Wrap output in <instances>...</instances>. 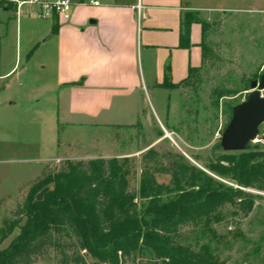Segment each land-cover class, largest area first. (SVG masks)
Returning <instances> with one entry per match:
<instances>
[{
	"label": "rangeland",
	"instance_id": "374dc122",
	"mask_svg": "<svg viewBox=\"0 0 264 264\" xmlns=\"http://www.w3.org/2000/svg\"><path fill=\"white\" fill-rule=\"evenodd\" d=\"M89 1L81 0L85 5L78 7L86 10ZM0 7L3 8L4 4ZM191 19L202 26L204 58L201 65L192 68L171 92L164 117L160 116L161 122L145 95L147 112L153 120L149 115H143L139 119L141 124L110 127L94 133L86 125L65 126L60 140L85 142L93 133L92 140L86 146L73 144L65 151V159L58 162L42 167L43 160L52 155L44 140L39 146L38 141L22 138L20 142H24V149L13 150L12 145L7 147L8 133L14 136L17 128L19 130L18 123L30 120L32 110L27 106L32 94L29 91L34 87L38 74L45 71L33 68L27 78L31 83L24 91L17 93L10 89L0 93V227L4 220L13 218L28 187L46 167L55 171L65 160H87L93 155L103 159L117 158L123 161L128 189L135 195L139 215L144 214L150 202H166L181 190H187L190 177L196 175V170L210 177L214 186L222 184L242 189L244 194L234 198L232 203L180 226L176 238L196 252L209 254L220 264H264V189L239 185L231 175H220L208 168L212 163L226 165L225 154H238L223 151L220 138L231 118L233 106L247 98L249 80L258 79L264 71V23L256 18L242 19L240 15L227 18L220 13H188L183 22L186 24ZM27 22L42 21L32 18ZM44 23L53 24L50 20ZM261 94L264 96V91ZM9 96H18L22 109L3 104ZM163 102L166 104L165 98ZM24 125L26 128L30 126ZM149 150L156 151L157 155L144 159ZM245 152L255 154L257 160L264 163V122ZM61 153L59 150L57 154L61 156ZM168 159L185 165L187 173L172 174L167 170ZM144 172L160 186L159 193L155 190L141 191ZM49 188L52 184L43 188L37 198ZM18 231V228L14 229L0 244V249L6 247ZM85 260L90 264L89 257L86 256ZM35 264H56L54 254L49 253ZM136 264L162 263L152 261L148 252H144L136 259Z\"/></svg>",
	"mask_w": 264,
	"mask_h": 264
},
{
	"label": "crops",
	"instance_id": "0c3cea01",
	"mask_svg": "<svg viewBox=\"0 0 264 264\" xmlns=\"http://www.w3.org/2000/svg\"><path fill=\"white\" fill-rule=\"evenodd\" d=\"M97 1L86 10L77 5L71 22L58 26L46 25V19L29 23L35 17L25 11L17 18L0 0V93L24 91L33 68L45 71L29 91L30 120L20 121L14 136L8 133L7 147L24 149L22 138L39 146L44 140L52 155L42 167L65 159L73 144L86 146L100 129L141 124L143 115L153 120L147 96L161 122L171 92L203 61L200 22L189 23L188 45L180 44L186 14L240 15L264 23V0ZM18 99L9 96L2 103L22 109ZM74 125L91 127L93 133L85 142L60 140L65 126ZM94 158L99 157H89Z\"/></svg>",
	"mask_w": 264,
	"mask_h": 264
},
{
	"label": "trees",
	"instance_id": "16d2710c",
	"mask_svg": "<svg viewBox=\"0 0 264 264\" xmlns=\"http://www.w3.org/2000/svg\"><path fill=\"white\" fill-rule=\"evenodd\" d=\"M193 21L182 22V46L188 45V25ZM150 155L157 153L149 150L143 158ZM224 159L226 165L218 162L208 168L231 175L239 185L264 189V163L255 154H225ZM167 161L172 174L187 173V167L179 161ZM123 167V161L117 158L65 160L55 171L46 167L28 187L13 218L4 220L0 227V244L19 229L0 249V264H35L51 252L56 264H86V256L90 264H136L144 252L162 264H220L209 254L178 242L177 232L180 226L240 198L243 190L214 186L210 177L196 170L187 190L166 202H150L139 215ZM50 184L52 188L37 198ZM140 188L143 192H160V186L145 172Z\"/></svg>",
	"mask_w": 264,
	"mask_h": 264
},
{
	"label": "water",
	"instance_id": "95a60500",
	"mask_svg": "<svg viewBox=\"0 0 264 264\" xmlns=\"http://www.w3.org/2000/svg\"><path fill=\"white\" fill-rule=\"evenodd\" d=\"M249 89L247 98L233 106L231 118L221 134L220 146L227 153L244 152L264 122V96L261 94L264 91V71L258 79L249 80Z\"/></svg>",
	"mask_w": 264,
	"mask_h": 264
},
{
	"label": "built area",
	"instance_id": "2783aa9c",
	"mask_svg": "<svg viewBox=\"0 0 264 264\" xmlns=\"http://www.w3.org/2000/svg\"><path fill=\"white\" fill-rule=\"evenodd\" d=\"M4 4L12 7L17 18L25 11L28 16L50 20L58 26L71 22L77 5H85L81 0H4ZM88 5L98 6L99 2L90 0Z\"/></svg>",
	"mask_w": 264,
	"mask_h": 264
}]
</instances>
